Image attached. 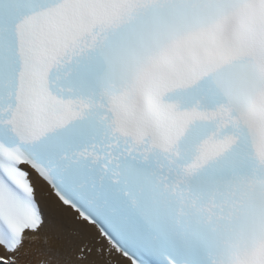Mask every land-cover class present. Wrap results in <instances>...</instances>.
I'll use <instances>...</instances> for the list:
<instances>
[{
    "label": "snow or ice",
    "instance_id": "obj_1",
    "mask_svg": "<svg viewBox=\"0 0 264 264\" xmlns=\"http://www.w3.org/2000/svg\"><path fill=\"white\" fill-rule=\"evenodd\" d=\"M61 260L264 264V0H0V264Z\"/></svg>",
    "mask_w": 264,
    "mask_h": 264
},
{
    "label": "bare ground",
    "instance_id": "obj_2",
    "mask_svg": "<svg viewBox=\"0 0 264 264\" xmlns=\"http://www.w3.org/2000/svg\"><path fill=\"white\" fill-rule=\"evenodd\" d=\"M63 244H64L63 237L53 232L52 239L49 241L48 244H43L38 242L34 244L33 247L39 249L41 252L55 255L58 251H63L61 247ZM42 258L44 257H39L38 259H42ZM60 264H65V261L61 260Z\"/></svg>",
    "mask_w": 264,
    "mask_h": 264
}]
</instances>
